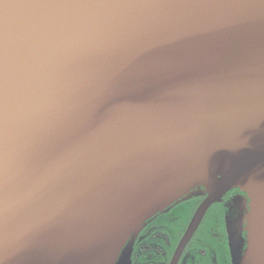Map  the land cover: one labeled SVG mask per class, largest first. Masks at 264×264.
Wrapping results in <instances>:
<instances>
[{"label": "water", "instance_id": "obj_1", "mask_svg": "<svg viewBox=\"0 0 264 264\" xmlns=\"http://www.w3.org/2000/svg\"><path fill=\"white\" fill-rule=\"evenodd\" d=\"M233 190L264 264V0H0V264L129 263L205 198L182 249Z\"/></svg>", "mask_w": 264, "mask_h": 264}, {"label": "flooded vegetation", "instance_id": "obj_2", "mask_svg": "<svg viewBox=\"0 0 264 264\" xmlns=\"http://www.w3.org/2000/svg\"><path fill=\"white\" fill-rule=\"evenodd\" d=\"M204 200L199 197L181 201L147 221L132 244L129 263L122 261L126 256L123 250L118 264H232L227 223L243 220L245 229L250 201L239 190L227 193L220 203L209 208L194 235L180 249ZM242 237L246 239L245 231Z\"/></svg>", "mask_w": 264, "mask_h": 264}]
</instances>
